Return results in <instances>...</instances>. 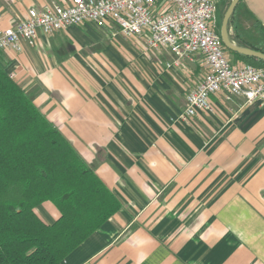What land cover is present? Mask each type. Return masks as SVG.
I'll return each mask as SVG.
<instances>
[{
    "label": "crops",
    "instance_id": "obj_1",
    "mask_svg": "<svg viewBox=\"0 0 264 264\" xmlns=\"http://www.w3.org/2000/svg\"><path fill=\"white\" fill-rule=\"evenodd\" d=\"M49 2L70 0H0V28ZM245 3L264 24V0ZM95 23L132 37L107 19L41 33L34 46L0 55L122 203L62 264H264V103L219 92L212 110L180 122L205 76L200 54L168 68L146 60L121 74L116 46L91 49ZM67 41L74 54L59 55ZM151 51L174 60L166 48ZM181 71L190 78L184 88ZM35 210L45 223L60 215L48 201Z\"/></svg>",
    "mask_w": 264,
    "mask_h": 264
},
{
    "label": "trees",
    "instance_id": "obj_2",
    "mask_svg": "<svg viewBox=\"0 0 264 264\" xmlns=\"http://www.w3.org/2000/svg\"><path fill=\"white\" fill-rule=\"evenodd\" d=\"M228 28L235 44L264 52V24L245 0ZM225 49L237 62L264 66V60ZM47 201L60 212L52 223L35 210ZM121 207L0 58V264H62Z\"/></svg>",
    "mask_w": 264,
    "mask_h": 264
},
{
    "label": "built area",
    "instance_id": "obj_3",
    "mask_svg": "<svg viewBox=\"0 0 264 264\" xmlns=\"http://www.w3.org/2000/svg\"><path fill=\"white\" fill-rule=\"evenodd\" d=\"M217 0H70L49 2L28 10L26 17L0 28V55L34 46L40 34L49 35L87 22L114 21L127 36L142 37L150 49H168L174 60L195 54L204 57L205 76L186 96L177 120L189 123L199 111L213 109L211 95L244 96L264 103V66L233 63L219 27ZM15 78L14 72L10 73Z\"/></svg>",
    "mask_w": 264,
    "mask_h": 264
},
{
    "label": "rangeland",
    "instance_id": "obj_4",
    "mask_svg": "<svg viewBox=\"0 0 264 264\" xmlns=\"http://www.w3.org/2000/svg\"><path fill=\"white\" fill-rule=\"evenodd\" d=\"M217 1H218V6H219L218 18H219L220 25H221L224 13L227 10V8H228V6L232 0H217ZM93 27L96 30L98 35L96 34L94 36H91V38H93V39H95V37H97L95 44L93 45V47L91 49L92 50H100V49H103L104 47H106L107 45H111V44L116 46L118 48L120 54H119V56L117 55V56L113 57L112 63L114 66L117 67V70L119 69L121 74L122 73L127 74L128 72L131 71V69H135L137 66L141 67L146 60L151 62L150 63L151 66L153 65L152 61H156V62H160V64L163 65L165 68L169 67L168 63L171 60L169 58V56L157 54L156 52L151 51L152 49L149 50L144 39H140L137 36H132L128 39L120 40L117 37L113 36V34L109 35L106 30L105 31L101 30L102 29L101 27H104V25L102 23H97V24L95 23V25H93ZM114 29L116 30L117 27L114 26ZM113 32H115V31H113ZM129 47H133V49L135 51H131ZM75 49H76L75 44L72 43L71 41H67V43L63 44V46L59 49V55H73L75 52ZM229 56H230V59L233 63H237V61L235 60V58L231 54H229ZM195 62H197V64H199L200 69H202V70H200L199 73L203 74L202 72L206 71V68L204 65V57L202 55H197L195 57ZM6 67H7V70L9 71V73H12V72L15 73V71H13V69L11 68L10 65H8V66L6 65ZM180 75L185 77V79H184V77L180 79V84L184 88L190 80L189 74L188 73L185 74L184 71H181ZM13 79H15V78H13ZM176 88H177V86L174 88V85H171L170 91H173Z\"/></svg>",
    "mask_w": 264,
    "mask_h": 264
},
{
    "label": "water",
    "instance_id": "obj_5",
    "mask_svg": "<svg viewBox=\"0 0 264 264\" xmlns=\"http://www.w3.org/2000/svg\"><path fill=\"white\" fill-rule=\"evenodd\" d=\"M240 1L241 0H232L227 10L224 13V16L222 18L221 27H220V35H221L222 41L225 47L228 48L229 50L236 51L238 53H241L247 56H252V57L264 60V52L250 48V47L238 46L230 38V33H229V28H228L229 20L231 16L234 14L235 9Z\"/></svg>",
    "mask_w": 264,
    "mask_h": 264
}]
</instances>
